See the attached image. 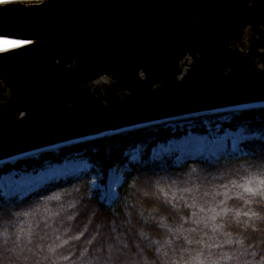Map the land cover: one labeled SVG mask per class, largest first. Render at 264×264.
Returning a JSON list of instances; mask_svg holds the SVG:
<instances>
[{"label": "water", "instance_id": "obj_1", "mask_svg": "<svg viewBox=\"0 0 264 264\" xmlns=\"http://www.w3.org/2000/svg\"><path fill=\"white\" fill-rule=\"evenodd\" d=\"M258 107L264 0L0 3V167Z\"/></svg>", "mask_w": 264, "mask_h": 264}, {"label": "trees", "instance_id": "obj_2", "mask_svg": "<svg viewBox=\"0 0 264 264\" xmlns=\"http://www.w3.org/2000/svg\"><path fill=\"white\" fill-rule=\"evenodd\" d=\"M207 124L260 135L243 154L151 159L159 141ZM148 142L139 160L129 149ZM127 151V152H126ZM77 153L88 170L47 182L24 198L0 194V264H264V107L210 114L71 145L0 167L37 171ZM128 164L107 202L90 174ZM251 189V191H249Z\"/></svg>", "mask_w": 264, "mask_h": 264}, {"label": "rangeland", "instance_id": "obj_3", "mask_svg": "<svg viewBox=\"0 0 264 264\" xmlns=\"http://www.w3.org/2000/svg\"><path fill=\"white\" fill-rule=\"evenodd\" d=\"M232 133L237 135L232 137ZM254 135H260V133L256 132L251 134L242 126H238L236 129L227 127L221 130L220 125L207 124L206 132L196 133L189 131L177 137H171L165 141H159L153 144L150 148V156L151 159L158 160L167 154L172 157L173 162L177 166H181L189 159L199 158L210 160L228 153L240 155L244 153L242 150L243 140ZM185 137H192L189 138L192 146H189L187 142H182L181 139H185ZM147 145L148 142L139 143L127 150L128 152H126L130 156V162L139 160L142 155V150ZM207 150H211V152L207 153ZM42 168L49 170L57 169L58 173L45 181L31 179L32 176L37 175L35 171L12 169L7 173L0 174V194L7 199L11 197L24 198L41 188L47 182L71 175H79L82 171L90 168V163L80 154L72 153L63 156L60 161L46 162ZM128 169V164L118 165L112 168L108 172L105 184L100 183L101 174H90L89 177L94 186L100 187L101 197L107 202H112L117 197L118 188L123 181L124 172Z\"/></svg>", "mask_w": 264, "mask_h": 264}, {"label": "bare ground", "instance_id": "obj_4", "mask_svg": "<svg viewBox=\"0 0 264 264\" xmlns=\"http://www.w3.org/2000/svg\"><path fill=\"white\" fill-rule=\"evenodd\" d=\"M231 135H232V137H235L237 134L232 133ZM189 138H192V137H185V139H181V140L184 143L187 142L189 144V146H192V144H190L191 141L189 140ZM210 152H211V150H207V153H210ZM56 173H58L57 169H54V170L44 169V171H42L40 174L35 173L37 175L32 176L33 178L31 177V179H33V180L35 179L36 181H45V180H48L51 177H53ZM111 179H112V176H111Z\"/></svg>", "mask_w": 264, "mask_h": 264}, {"label": "snow or ice", "instance_id": "obj_5", "mask_svg": "<svg viewBox=\"0 0 264 264\" xmlns=\"http://www.w3.org/2000/svg\"><path fill=\"white\" fill-rule=\"evenodd\" d=\"M7 2H8V0H0V3H7ZM4 43H5V44H8L9 41L4 40ZM249 191H251V189H249Z\"/></svg>", "mask_w": 264, "mask_h": 264}]
</instances>
